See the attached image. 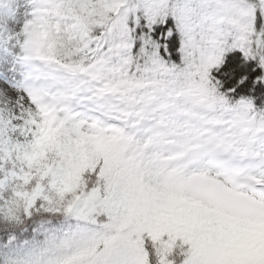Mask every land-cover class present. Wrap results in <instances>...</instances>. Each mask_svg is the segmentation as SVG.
Segmentation results:
<instances>
[{
    "label": "snow or ice",
    "instance_id": "snow-or-ice-1",
    "mask_svg": "<svg viewBox=\"0 0 264 264\" xmlns=\"http://www.w3.org/2000/svg\"><path fill=\"white\" fill-rule=\"evenodd\" d=\"M31 4L0 264H264V0Z\"/></svg>",
    "mask_w": 264,
    "mask_h": 264
},
{
    "label": "rangeland",
    "instance_id": "rangeland-1",
    "mask_svg": "<svg viewBox=\"0 0 264 264\" xmlns=\"http://www.w3.org/2000/svg\"><path fill=\"white\" fill-rule=\"evenodd\" d=\"M0 54H7L0 62V89L10 90L12 85L25 81L26 67L19 57L22 50L15 43V35L31 17V0H1Z\"/></svg>",
    "mask_w": 264,
    "mask_h": 264
},
{
    "label": "trees",
    "instance_id": "trees-1",
    "mask_svg": "<svg viewBox=\"0 0 264 264\" xmlns=\"http://www.w3.org/2000/svg\"><path fill=\"white\" fill-rule=\"evenodd\" d=\"M33 236V232L31 229L27 233H23L19 235L18 241H17V246H21L23 244V241L25 239H31ZM8 239V234L6 232H0V251H4L3 245L6 243Z\"/></svg>",
    "mask_w": 264,
    "mask_h": 264
},
{
    "label": "bare ground",
    "instance_id": "bare-ground-1",
    "mask_svg": "<svg viewBox=\"0 0 264 264\" xmlns=\"http://www.w3.org/2000/svg\"><path fill=\"white\" fill-rule=\"evenodd\" d=\"M2 9V6H0V10ZM25 67H26V73H27V66L25 65Z\"/></svg>",
    "mask_w": 264,
    "mask_h": 264
}]
</instances>
